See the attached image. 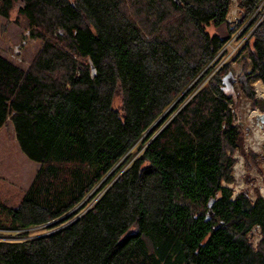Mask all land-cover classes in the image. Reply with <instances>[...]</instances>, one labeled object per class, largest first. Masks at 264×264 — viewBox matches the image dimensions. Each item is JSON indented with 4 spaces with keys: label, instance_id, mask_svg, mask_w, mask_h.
<instances>
[{
    "label": "trees",
    "instance_id": "1",
    "mask_svg": "<svg viewBox=\"0 0 264 264\" xmlns=\"http://www.w3.org/2000/svg\"><path fill=\"white\" fill-rule=\"evenodd\" d=\"M236 2L256 26L233 84L264 112L250 85L264 86V0ZM231 5L0 0L42 42L25 70L0 56V129L39 165L17 206L0 202V264H264V199L227 186L243 134L229 64L211 76L235 30L206 29Z\"/></svg>",
    "mask_w": 264,
    "mask_h": 264
},
{
    "label": "rangeland",
    "instance_id": "2",
    "mask_svg": "<svg viewBox=\"0 0 264 264\" xmlns=\"http://www.w3.org/2000/svg\"><path fill=\"white\" fill-rule=\"evenodd\" d=\"M258 9L264 15L262 5ZM226 23L227 26L223 25L219 28L210 26L206 30L210 35L224 38L227 36V28L235 30L213 60L214 69L211 74L212 76L222 66L229 64L231 77L227 83L226 92L232 97L235 123L243 133L241 147L232 154L235 161L234 181L227 186L233 190V193L246 192L250 199L254 200L257 194L264 196V112L252 106L251 101L242 94L239 85L234 86L233 79H238L247 68L246 49L243 48L256 25L247 32L252 20L245 19L236 0H232ZM41 45V41L30 39L27 23L18 14L17 8L10 12L7 19L0 16V56L25 70L31 65ZM202 85L204 82L199 87ZM250 85L255 92V99L264 101L263 84L252 82ZM120 103V97L117 96L114 100V107L119 108ZM138 146L137 144L131 151L132 159L139 155ZM38 169L39 165L28 160L21 152L13 126L10 121H7L0 129V202L9 207L17 206ZM92 202L87 206L89 207ZM79 208L78 210L81 209ZM28 232L30 236H39L49 233L50 230L42 226L31 228ZM0 234H6V232L0 231ZM260 238L257 228H254L248 235L254 247L259 243Z\"/></svg>",
    "mask_w": 264,
    "mask_h": 264
},
{
    "label": "water",
    "instance_id": "3",
    "mask_svg": "<svg viewBox=\"0 0 264 264\" xmlns=\"http://www.w3.org/2000/svg\"><path fill=\"white\" fill-rule=\"evenodd\" d=\"M262 198L264 199V196Z\"/></svg>",
    "mask_w": 264,
    "mask_h": 264
},
{
    "label": "built area",
    "instance_id": "4",
    "mask_svg": "<svg viewBox=\"0 0 264 264\" xmlns=\"http://www.w3.org/2000/svg\"><path fill=\"white\" fill-rule=\"evenodd\" d=\"M234 195H236V194L234 193Z\"/></svg>",
    "mask_w": 264,
    "mask_h": 264
}]
</instances>
